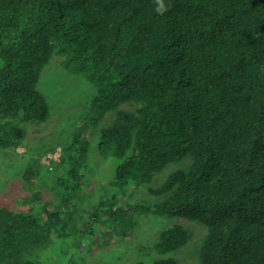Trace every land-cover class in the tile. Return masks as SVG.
<instances>
[{
	"label": "trees",
	"instance_id": "1",
	"mask_svg": "<svg viewBox=\"0 0 264 264\" xmlns=\"http://www.w3.org/2000/svg\"><path fill=\"white\" fill-rule=\"evenodd\" d=\"M165 4L161 15L155 0H0V147L20 145L26 131L16 119L48 118L38 82L52 57L96 89L53 162L67 165L54 180L66 193L40 210L0 202V264H43L77 224L68 191L84 180L85 129L96 126L101 156L121 161L117 192L100 198L88 219L108 224L128 212L187 218L207 229L198 264H264V0ZM108 113L112 121L101 125ZM187 158L186 168L148 188L159 199L119 200L130 183L147 184L167 163ZM185 227L171 225L142 248L179 250L191 241ZM150 264L182 263L162 256Z\"/></svg>",
	"mask_w": 264,
	"mask_h": 264
},
{
	"label": "rangeland",
	"instance_id": "2",
	"mask_svg": "<svg viewBox=\"0 0 264 264\" xmlns=\"http://www.w3.org/2000/svg\"><path fill=\"white\" fill-rule=\"evenodd\" d=\"M56 58L57 56L52 57L44 66L38 82V88L49 104L48 118L45 121L22 124L16 119L18 126H22L26 131L20 145L0 147V202L18 211H25L30 207L40 210L45 200L51 197L59 198L61 193H66V189L54 187V180L65 176L63 171L67 165H55L53 162L59 163L63 146L77 133L78 126L86 116L88 106L96 93L95 87L89 84L83 75L68 70ZM2 64L0 58V67ZM113 116V113L106 114L101 125L110 123ZM11 124L9 121L6 126ZM3 127L5 126L1 125V129ZM98 127L85 129L89 149L87 165L83 169L84 180L77 188L70 187L68 191V194H73V209L77 211L70 217L75 219L77 224H69L71 232H66L64 241L54 244L43 264H67L70 258L89 264H150L162 256H172L182 264H198L197 252L207 229L197 221L179 216L155 215L152 212H135L133 215L128 212L108 224L103 222L105 219L102 217L97 221L88 219L90 212L98 209L96 205L100 198L117 192L112 180L115 168L121 161L113 156H101L98 148ZM188 164V158L167 163L161 171L154 174L149 183H130L127 189L132 195L121 194L119 200L134 204L159 199V196L151 194L148 188L162 184L174 170L186 168ZM27 169L35 171L33 174L28 170L29 180L24 178ZM69 184L72 183L66 182V185ZM51 188L54 194L49 191ZM38 195L41 199H37ZM181 223L192 231L191 233L189 230L191 241L189 240L187 246L165 255L142 248L152 245L163 229ZM112 224L116 226L113 227ZM151 258L153 259L149 260Z\"/></svg>",
	"mask_w": 264,
	"mask_h": 264
},
{
	"label": "clouds",
	"instance_id": "3",
	"mask_svg": "<svg viewBox=\"0 0 264 264\" xmlns=\"http://www.w3.org/2000/svg\"><path fill=\"white\" fill-rule=\"evenodd\" d=\"M155 12L158 14H164L166 11H168V6L165 4V0H155Z\"/></svg>",
	"mask_w": 264,
	"mask_h": 264
}]
</instances>
